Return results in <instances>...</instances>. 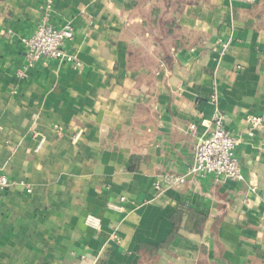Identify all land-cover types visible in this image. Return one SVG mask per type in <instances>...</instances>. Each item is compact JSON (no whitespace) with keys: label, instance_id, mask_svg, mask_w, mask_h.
Returning <instances> with one entry per match:
<instances>
[{"label":"crops","instance_id":"0c3cea01","mask_svg":"<svg viewBox=\"0 0 264 264\" xmlns=\"http://www.w3.org/2000/svg\"><path fill=\"white\" fill-rule=\"evenodd\" d=\"M164 1L0 0V264H264V125L247 120L264 118V0H172L167 64L144 24ZM42 23L74 27L79 65L28 64L20 37ZM215 113L242 181L191 172Z\"/></svg>","mask_w":264,"mask_h":264},{"label":"built area","instance_id":"2783aa9c","mask_svg":"<svg viewBox=\"0 0 264 264\" xmlns=\"http://www.w3.org/2000/svg\"><path fill=\"white\" fill-rule=\"evenodd\" d=\"M74 37V27L67 24L62 28H56L52 24L42 23L30 36L20 37L21 43L26 48V57L29 65H33L46 59H57L66 63L79 65L76 55L67 52L64 48L66 41ZM215 99V96H213ZM253 129H260L264 125L262 116L249 115L247 118ZM214 128L209 136L200 140L196 147L195 160L191 166V172L197 175L214 174L221 179L232 181H242L244 174L236 156V146L238 138L224 127V120L220 113L214 114ZM191 129L196 128V124L190 125ZM41 144V143H40ZM39 148V147H38ZM264 149V141L262 142ZM184 177H176L173 182L181 184ZM14 185V182L2 172L0 167V193L6 192ZM156 188L161 189L157 184ZM32 189L27 187V192ZM125 197L121 196L120 200ZM110 207L120 208L118 205L110 204ZM87 225L99 228L100 219L95 215H88ZM116 237V235H114Z\"/></svg>","mask_w":264,"mask_h":264},{"label":"trees","instance_id":"16d2710c","mask_svg":"<svg viewBox=\"0 0 264 264\" xmlns=\"http://www.w3.org/2000/svg\"><path fill=\"white\" fill-rule=\"evenodd\" d=\"M164 2L166 9L162 10L161 6H155L152 9L151 20L144 21V24L152 29L150 34H152L155 44L160 48V59L162 63L167 64L172 57V52L182 46L181 41L176 38L178 30L177 16L181 11V3L180 1L174 3L172 0H165ZM254 9L257 11L258 18L264 21V2L261 5H254ZM183 210L184 206H181L174 215L176 224L174 233L162 247L167 246L171 242L172 237L177 234V221L181 217ZM156 250L154 247L151 248L152 253ZM98 264H102V262L100 261Z\"/></svg>","mask_w":264,"mask_h":264}]
</instances>
